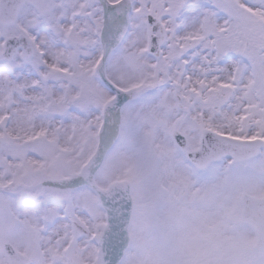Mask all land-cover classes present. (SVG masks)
<instances>
[{
  "label": "rangeland",
  "instance_id": "obj_1",
  "mask_svg": "<svg viewBox=\"0 0 264 264\" xmlns=\"http://www.w3.org/2000/svg\"><path fill=\"white\" fill-rule=\"evenodd\" d=\"M128 1L130 31L103 66L131 99L116 147L91 177L100 188L131 181L122 264H264L239 202L244 190L264 197V146L245 175L247 164L227 159L205 180L172 136L183 133L187 150L206 129L264 142V0ZM116 13L105 19L101 0H22L15 22L0 24V264H10L5 241L21 264L96 263L98 196L59 183L82 174L96 149L113 96L97 65ZM149 15L166 30L159 57L148 52ZM18 34L31 41L30 60L19 49L4 61V40Z\"/></svg>",
  "mask_w": 264,
  "mask_h": 264
},
{
  "label": "water",
  "instance_id": "obj_2",
  "mask_svg": "<svg viewBox=\"0 0 264 264\" xmlns=\"http://www.w3.org/2000/svg\"><path fill=\"white\" fill-rule=\"evenodd\" d=\"M103 1L106 4V17L111 15L116 10L124 11V7L121 3L111 5L107 3L106 0ZM20 5L21 0H0V19L2 24H11L14 22ZM119 17L120 16L118 14L117 18ZM148 21L152 25V29L155 32V35L152 36L150 41L149 51L153 54L159 55V48L164 42L163 28L159 21L150 15L148 17ZM113 39L114 35L111 33L105 45L104 57L109 50ZM18 46H23L26 48V55H29L28 51L30 50V47L28 45V41L24 37L19 36L8 38L6 40L5 50L3 53L4 56L10 58ZM99 70L105 84L115 92L116 96L104 107V130L100 138L98 150L90 159L84 174L78 179L69 181L70 184L74 185L89 184L92 186L89 182V175L92 174L95 171L96 166L101 163L109 146L112 135L117 130L120 111L129 99V96L126 94V92L114 87L111 83H109L104 78L101 68H99ZM212 135L213 134H209V132H205L202 137L201 149L188 153L190 160L200 167H204L210 161L219 159L222 156L233 157V159L236 161L244 160L257 154L259 150V142H257L258 147L254 146L253 149L244 150V145L247 146L248 143L237 142L234 144L231 143L233 141L227 143L225 140L220 138L216 141L219 143H227L225 146L228 147H225V151H227L229 147H233L240 151L241 156L236 155L237 153H234L236 151L233 150L230 151L231 153L226 152L222 155H218V153L215 152V146L217 143L213 141L215 137ZM174 138L176 143L182 149L186 148L185 138L181 134L174 133ZM242 154L244 156H242ZM94 189L100 197L101 204L106 211L107 217V223L102 233L95 236V242L99 247L97 264H120L125 250L129 244L128 228L133 212L130 185L126 181H120L110 184L106 190H100L96 188ZM241 200L245 206L243 210V221L252 225L256 229L259 236L255 248L258 249L264 247V199H255L244 194ZM4 249L7 255L10 257L11 263L19 264V259L9 243L5 244Z\"/></svg>",
  "mask_w": 264,
  "mask_h": 264
},
{
  "label": "bare ground",
  "instance_id": "obj_3",
  "mask_svg": "<svg viewBox=\"0 0 264 264\" xmlns=\"http://www.w3.org/2000/svg\"><path fill=\"white\" fill-rule=\"evenodd\" d=\"M191 23V22H190ZM110 27V24H109V21L107 22V25L105 27V31L103 33V38L105 39L107 33H108V29ZM127 30V22H123L122 24H120L119 26V32H118V36H117V40H116V44H114V46H116L119 42V39L124 35V33L126 32Z\"/></svg>",
  "mask_w": 264,
  "mask_h": 264
}]
</instances>
